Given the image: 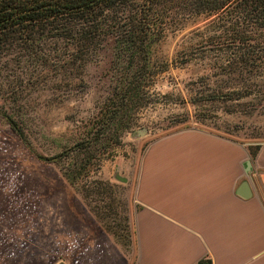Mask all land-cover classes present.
Instances as JSON below:
<instances>
[{"label":"rangeland","instance_id":"obj_1","mask_svg":"<svg viewBox=\"0 0 264 264\" xmlns=\"http://www.w3.org/2000/svg\"><path fill=\"white\" fill-rule=\"evenodd\" d=\"M221 26L217 14L178 17L136 54L49 29L0 47V264H59L77 236L130 249L138 168L160 137L198 129L250 151L264 143V67H226L230 52L212 45ZM126 85L134 95L112 125ZM82 157L89 171L70 184L63 174Z\"/></svg>","mask_w":264,"mask_h":264},{"label":"crops","instance_id":"obj_2","mask_svg":"<svg viewBox=\"0 0 264 264\" xmlns=\"http://www.w3.org/2000/svg\"><path fill=\"white\" fill-rule=\"evenodd\" d=\"M250 153L198 129L156 139L138 168L132 247L109 235L77 236L61 263L264 264V143ZM245 181L250 196L243 198Z\"/></svg>","mask_w":264,"mask_h":264},{"label":"trees","instance_id":"obj_3","mask_svg":"<svg viewBox=\"0 0 264 264\" xmlns=\"http://www.w3.org/2000/svg\"><path fill=\"white\" fill-rule=\"evenodd\" d=\"M202 14H217L222 22L212 45L230 52L226 67L232 72L264 67V0H0V47L16 41L33 45L34 35L49 29L86 48L111 37L119 50L136 54L145 52L150 40L173 19ZM126 86L120 101L111 104L112 125H120L128 107L124 98L130 102L134 95L133 87ZM10 123L22 139V132ZM87 144L74 147L80 153L87 151ZM257 148L250 151L252 156ZM77 160L63 174L70 184L89 171L87 160Z\"/></svg>","mask_w":264,"mask_h":264},{"label":"water","instance_id":"obj_4","mask_svg":"<svg viewBox=\"0 0 264 264\" xmlns=\"http://www.w3.org/2000/svg\"><path fill=\"white\" fill-rule=\"evenodd\" d=\"M250 168H251V162L249 160H247L246 165H245L246 173H248L250 171ZM237 193L239 196H241L243 198L250 196V192L248 189V183L246 181L241 184L240 190ZM59 264H62V263H59Z\"/></svg>","mask_w":264,"mask_h":264},{"label":"built area","instance_id":"obj_5","mask_svg":"<svg viewBox=\"0 0 264 264\" xmlns=\"http://www.w3.org/2000/svg\"><path fill=\"white\" fill-rule=\"evenodd\" d=\"M196 264H212L211 262H209L207 260V258H204L203 260H200L199 262H197Z\"/></svg>","mask_w":264,"mask_h":264}]
</instances>
